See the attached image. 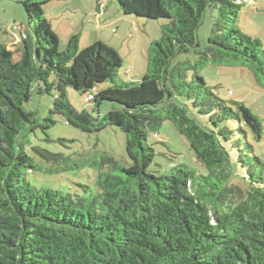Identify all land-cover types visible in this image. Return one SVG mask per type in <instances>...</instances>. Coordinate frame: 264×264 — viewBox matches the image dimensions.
Here are the masks:
<instances>
[{"label": "trees", "instance_id": "trees-1", "mask_svg": "<svg viewBox=\"0 0 264 264\" xmlns=\"http://www.w3.org/2000/svg\"><path fill=\"white\" fill-rule=\"evenodd\" d=\"M13 1L33 26L22 33L17 60L0 46V264H264V160L236 138L247 133L245 125L259 141L261 120L242 102L221 98L199 73L210 63L246 67L264 88V46L237 25L240 3L116 0L124 15L165 20L148 45L146 72L133 82L119 77L120 57L100 42L80 50L72 35L58 49L41 9L55 0ZM207 13L203 41L198 29ZM68 86L96 107L111 103L109 110L76 111ZM52 90L50 112L67 124L125 133L126 164L106 152L75 161L32 148L50 173L94 167L96 189L62 193L27 179L36 165L25 145L41 124L23 102ZM165 120L186 138L205 174L196 177L181 163L166 173L148 170L155 155L148 136Z\"/></svg>", "mask_w": 264, "mask_h": 264}, {"label": "rangeland", "instance_id": "rangeland-1", "mask_svg": "<svg viewBox=\"0 0 264 264\" xmlns=\"http://www.w3.org/2000/svg\"><path fill=\"white\" fill-rule=\"evenodd\" d=\"M240 3L237 25L246 34L258 38L264 46V0H236ZM42 13L50 29L56 34L58 49L65 48L72 35L78 36L80 50L100 42L114 50L121 59L117 74L124 81H138L146 72L148 45L161 35L160 27L164 19L147 20L133 15H124L116 0H55L41 6ZM200 25L198 34L201 40L207 36L206 25ZM33 23L28 24L27 13L20 2L0 0V46L14 60L21 54L22 33L31 34ZM214 92L221 98L242 102L262 123V136L254 140L249 129L242 125L247 133L238 132L236 138L241 146L245 140L253 145L254 152L264 160V88L256 83L252 72L246 67L216 65L210 63L200 69ZM101 84L99 87H105ZM53 93L33 92L28 101L23 102L25 110L33 112L40 122L34 132L29 133V143L25 149L36 165L34 171L27 173V179L36 187H48L72 194L82 193V185L96 189L98 171L94 167L82 166L64 168L58 173H50L46 163L33 151L40 147L53 153L69 155L72 160L99 156L106 152L113 155L122 164L128 162L125 149V133L118 127L107 126L98 132H85L66 123L59 114H52ZM86 94H81L72 87H66L67 101L73 108L81 112L88 111L93 116L103 115L109 110L110 104L102 101L98 107L93 101L85 102ZM53 118L55 123H49L45 118ZM156 135L150 133L148 143L154 148L155 155L148 170L157 174L169 172L175 165L181 163L194 170L195 176L207 172L206 168L195 159L189 143L173 126L170 120H165ZM241 173V170H238ZM236 183L243 185L241 180Z\"/></svg>", "mask_w": 264, "mask_h": 264}, {"label": "water", "instance_id": "water-1", "mask_svg": "<svg viewBox=\"0 0 264 264\" xmlns=\"http://www.w3.org/2000/svg\"><path fill=\"white\" fill-rule=\"evenodd\" d=\"M243 118L247 123H249V118L247 117V115L243 114Z\"/></svg>", "mask_w": 264, "mask_h": 264}, {"label": "built area", "instance_id": "built-area-1", "mask_svg": "<svg viewBox=\"0 0 264 264\" xmlns=\"http://www.w3.org/2000/svg\"><path fill=\"white\" fill-rule=\"evenodd\" d=\"M91 98H92V95H88L87 98H86V100L87 99H91Z\"/></svg>", "mask_w": 264, "mask_h": 264}]
</instances>
